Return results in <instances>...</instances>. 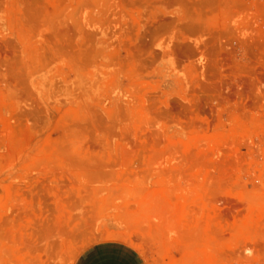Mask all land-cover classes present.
<instances>
[{"label": "rangeland", "instance_id": "374dc122", "mask_svg": "<svg viewBox=\"0 0 264 264\" xmlns=\"http://www.w3.org/2000/svg\"><path fill=\"white\" fill-rule=\"evenodd\" d=\"M102 241L264 264V0H0V264Z\"/></svg>", "mask_w": 264, "mask_h": 264}, {"label": "crops", "instance_id": "0c3cea01", "mask_svg": "<svg viewBox=\"0 0 264 264\" xmlns=\"http://www.w3.org/2000/svg\"><path fill=\"white\" fill-rule=\"evenodd\" d=\"M73 264H146L133 246L118 241H102L84 250Z\"/></svg>", "mask_w": 264, "mask_h": 264}, {"label": "built area", "instance_id": "2783aa9c", "mask_svg": "<svg viewBox=\"0 0 264 264\" xmlns=\"http://www.w3.org/2000/svg\"><path fill=\"white\" fill-rule=\"evenodd\" d=\"M251 259H252L251 251H243V260L246 262L244 263L236 262L234 264H255L252 262Z\"/></svg>", "mask_w": 264, "mask_h": 264}]
</instances>
